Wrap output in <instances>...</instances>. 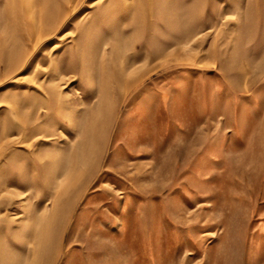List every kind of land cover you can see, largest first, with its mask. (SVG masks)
<instances>
[{
  "label": "rangeland",
  "instance_id": "1",
  "mask_svg": "<svg viewBox=\"0 0 264 264\" xmlns=\"http://www.w3.org/2000/svg\"><path fill=\"white\" fill-rule=\"evenodd\" d=\"M0 264H264V0H0Z\"/></svg>",
  "mask_w": 264,
  "mask_h": 264
}]
</instances>
